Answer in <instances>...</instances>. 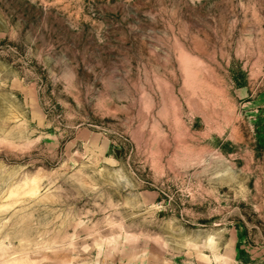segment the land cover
Instances as JSON below:
<instances>
[{"label":"rangeland","instance_id":"1","mask_svg":"<svg viewBox=\"0 0 264 264\" xmlns=\"http://www.w3.org/2000/svg\"><path fill=\"white\" fill-rule=\"evenodd\" d=\"M0 264H264V0H0Z\"/></svg>","mask_w":264,"mask_h":264}]
</instances>
